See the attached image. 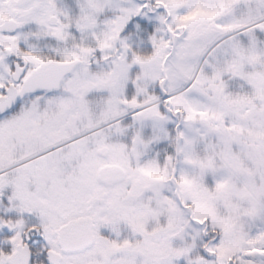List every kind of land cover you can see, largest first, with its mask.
Here are the masks:
<instances>
[{
  "label": "snow or ice",
  "instance_id": "snow-or-ice-1",
  "mask_svg": "<svg viewBox=\"0 0 264 264\" xmlns=\"http://www.w3.org/2000/svg\"><path fill=\"white\" fill-rule=\"evenodd\" d=\"M0 264H264V0H0Z\"/></svg>",
  "mask_w": 264,
  "mask_h": 264
}]
</instances>
